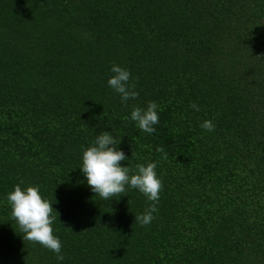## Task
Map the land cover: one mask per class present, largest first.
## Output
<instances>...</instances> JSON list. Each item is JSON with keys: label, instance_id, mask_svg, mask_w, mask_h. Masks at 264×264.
Wrapping results in <instances>:
<instances>
[{"label": "trees", "instance_id": "16d2710c", "mask_svg": "<svg viewBox=\"0 0 264 264\" xmlns=\"http://www.w3.org/2000/svg\"><path fill=\"white\" fill-rule=\"evenodd\" d=\"M114 64L139 92L127 106ZM149 101L151 134L125 119ZM103 131L121 166L157 165L148 225L138 189L87 184ZM21 181L53 204L63 261L23 240L7 201ZM0 264H264V0H0Z\"/></svg>", "mask_w": 264, "mask_h": 264}, {"label": "clouds", "instance_id": "9594fccd", "mask_svg": "<svg viewBox=\"0 0 264 264\" xmlns=\"http://www.w3.org/2000/svg\"><path fill=\"white\" fill-rule=\"evenodd\" d=\"M111 72L113 75L108 79V85L120 95L122 103L127 106L129 100H135L139 96V92L135 91V84L130 83L131 72L116 64L111 67ZM191 107L199 111L197 105L193 104ZM157 108L154 101H149L146 108L133 106L130 117L126 116L125 119L135 121L137 127L146 133H154V125L160 122ZM201 128L214 131L215 125L211 120H205ZM110 133L100 132L93 145L83 151L80 169L88 186L103 200L120 196L126 191V186L138 189L152 203L144 214L135 215V221L142 226L148 225L154 219L153 213L158 210L156 205L163 188V183L155 171L157 165L154 162L147 165L137 164L135 169L121 166V161L128 160V157L118 149V142ZM121 142L122 139L119 145ZM157 151L163 149L158 148ZM22 184L23 181L8 193L7 201L11 207V217L23 233V240L42 245L56 253L57 260L63 261L62 244L54 235L52 226L56 219L53 215V204L42 197L39 186L22 188Z\"/></svg>", "mask_w": 264, "mask_h": 264}]
</instances>
